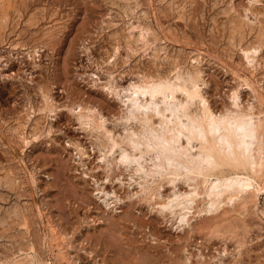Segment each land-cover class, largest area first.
Masks as SVG:
<instances>
[{"label": "rangeland", "instance_id": "374dc122", "mask_svg": "<svg viewBox=\"0 0 264 264\" xmlns=\"http://www.w3.org/2000/svg\"><path fill=\"white\" fill-rule=\"evenodd\" d=\"M188 69L217 113L240 87L264 142V0H0V264H264V191L215 211L196 197L180 224L150 193L173 185L140 191L76 118L124 134L130 82Z\"/></svg>", "mask_w": 264, "mask_h": 264}, {"label": "bare ground", "instance_id": "6f19581e", "mask_svg": "<svg viewBox=\"0 0 264 264\" xmlns=\"http://www.w3.org/2000/svg\"><path fill=\"white\" fill-rule=\"evenodd\" d=\"M223 23L220 21L218 26ZM258 48L257 42L247 45L246 58H254ZM195 74L189 69L166 75L149 73L129 81V87L123 89L124 98L121 97L127 106L124 118L128 126L119 136L105 128L101 112L90 109L84 112L81 106L75 111L79 123L97 135L101 160L108 163V158L117 151L115 162L130 168L131 175L141 179L137 182L140 191L151 189L150 183L158 179L173 185L167 196L152 193L154 188L150 193L162 209L178 208L171 212H177L180 224L188 222L196 197L203 196L205 211H215L223 202L232 201L244 192L249 191V195L243 194L241 198L245 203L260 190L264 191V183L255 178L264 167L260 113H255L252 105L241 108L238 86L230 93L233 107L217 113L202 94ZM98 139L104 143H98ZM28 140L29 136L22 137L23 142ZM178 181L189 188H177ZM100 192L105 201L110 200L105 202L107 205L120 200L112 190Z\"/></svg>", "mask_w": 264, "mask_h": 264}]
</instances>
